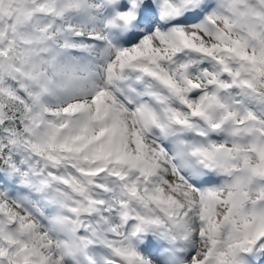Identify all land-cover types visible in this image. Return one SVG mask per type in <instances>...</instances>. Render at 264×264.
<instances>
[{
    "label": "snow or ice",
    "instance_id": "obj_1",
    "mask_svg": "<svg viewBox=\"0 0 264 264\" xmlns=\"http://www.w3.org/2000/svg\"><path fill=\"white\" fill-rule=\"evenodd\" d=\"M153 261L264 264V0H0V264Z\"/></svg>",
    "mask_w": 264,
    "mask_h": 264
},
{
    "label": "clouds",
    "instance_id": "obj_2",
    "mask_svg": "<svg viewBox=\"0 0 264 264\" xmlns=\"http://www.w3.org/2000/svg\"><path fill=\"white\" fill-rule=\"evenodd\" d=\"M161 23H164V22L158 21L157 22V26H159V24H161ZM146 27H147V25H139V26H137L134 29H130L129 32L122 33L121 36L115 37V39L118 40V41H121V42L123 40L131 41V40L135 39L136 36H138L140 32L145 31ZM99 57H100V52L98 50L96 53L93 54V59L98 61ZM153 264H158V262L157 261H153Z\"/></svg>",
    "mask_w": 264,
    "mask_h": 264
}]
</instances>
